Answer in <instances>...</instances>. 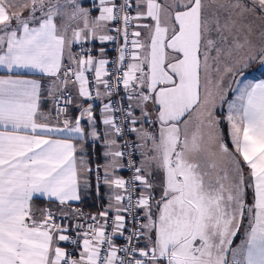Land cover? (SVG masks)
I'll use <instances>...</instances> for the list:
<instances>
[{
	"label": "snow or ice",
	"instance_id": "1",
	"mask_svg": "<svg viewBox=\"0 0 264 264\" xmlns=\"http://www.w3.org/2000/svg\"><path fill=\"white\" fill-rule=\"evenodd\" d=\"M0 69V264H264V0H0Z\"/></svg>",
	"mask_w": 264,
	"mask_h": 264
},
{
	"label": "crops",
	"instance_id": "2",
	"mask_svg": "<svg viewBox=\"0 0 264 264\" xmlns=\"http://www.w3.org/2000/svg\"><path fill=\"white\" fill-rule=\"evenodd\" d=\"M262 73H264V72L251 73L250 74V76H251L250 79H252V78H264V75H262ZM4 74H6V70L0 69V75H4ZM123 174L126 175L125 172ZM93 210H95V209H93ZM237 243H239V239H238Z\"/></svg>",
	"mask_w": 264,
	"mask_h": 264
},
{
	"label": "rangeland",
	"instance_id": "3",
	"mask_svg": "<svg viewBox=\"0 0 264 264\" xmlns=\"http://www.w3.org/2000/svg\"><path fill=\"white\" fill-rule=\"evenodd\" d=\"M257 72H264V69L255 70V71L250 72V73L248 74V77H247V78L250 79V78H251L250 74H251V73H257Z\"/></svg>",
	"mask_w": 264,
	"mask_h": 264
},
{
	"label": "trees",
	"instance_id": "4",
	"mask_svg": "<svg viewBox=\"0 0 264 264\" xmlns=\"http://www.w3.org/2000/svg\"><path fill=\"white\" fill-rule=\"evenodd\" d=\"M226 130V129H225ZM238 242V239L236 240V243Z\"/></svg>",
	"mask_w": 264,
	"mask_h": 264
},
{
	"label": "built area",
	"instance_id": "5",
	"mask_svg": "<svg viewBox=\"0 0 264 264\" xmlns=\"http://www.w3.org/2000/svg\"><path fill=\"white\" fill-rule=\"evenodd\" d=\"M126 173V175H128V173L127 172H125Z\"/></svg>",
	"mask_w": 264,
	"mask_h": 264
}]
</instances>
